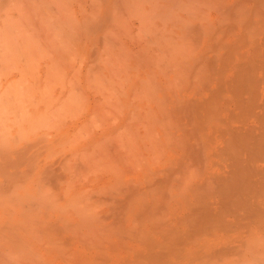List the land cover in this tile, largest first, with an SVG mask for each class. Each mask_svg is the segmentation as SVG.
Instances as JSON below:
<instances>
[{"label": "bare ground", "instance_id": "obj_1", "mask_svg": "<svg viewBox=\"0 0 264 264\" xmlns=\"http://www.w3.org/2000/svg\"><path fill=\"white\" fill-rule=\"evenodd\" d=\"M37 2H45L50 17L49 13L40 15L45 9H40L42 5L38 8ZM16 7L30 15L31 25L33 13L47 18L55 38L50 36L52 30L38 29L39 35L50 31L47 35L51 38L47 37L53 41L47 38V46L54 41L67 45L66 51L58 48L55 55L50 52L52 57L49 50L45 51L48 56L43 53L51 57L52 64H59L58 69L51 64L52 70L46 61L45 80L51 71L54 76L60 70L61 75L63 67L74 64L75 57L69 56L73 47L82 60L77 58V65L89 64L83 72L89 78L88 87H96L97 81L98 88L105 79L113 85V78L118 79L108 91H102L101 84L99 89L88 88L84 82V91L91 89L94 96L99 90L102 93L89 104L85 102L87 91L83 97L80 89H75L79 88L75 87L79 77L76 66L72 71L75 88L70 91L66 87L70 93L68 97L65 91L58 101L62 107L53 104L57 110L51 106L52 113H47L55 115L53 112L64 108L59 117L52 116L58 120L54 121L57 127L65 122L67 112H78L79 106L73 111L72 105L83 100L87 103L85 114L92 119L84 122L97 129H83L82 121L70 139L69 131L77 125L68 121V131L62 130V124V131H50L52 137L49 132L44 134L47 139L42 134L44 140L38 136L36 142L34 138L23 142L11 134L12 143L7 145L10 139L5 146V128L0 131L6 138L0 135L4 140L0 143L4 146L0 148V264H264V0H0L3 25L5 19H10L9 25L19 22L12 18ZM3 28L2 37L3 31L5 35L8 31ZM63 55L71 58L68 61ZM92 58L94 61L87 62ZM95 70L101 73L100 78ZM55 79L57 84L52 79L45 85L51 83L52 91L53 86L60 84L61 88L65 78ZM15 92L2 95L0 91L1 99L5 101L6 93ZM25 92L23 98L16 93L18 100L30 96V101L37 95ZM27 93L30 95L24 97ZM41 93L44 99L47 88ZM8 97L7 102L15 99ZM42 97L38 96L39 104ZM50 97L44 100L51 105ZM82 97L85 99L80 100ZM62 99L69 100L67 106L61 104ZM20 101L10 103V110ZM34 101L29 102H33L32 108L39 105ZM5 102L0 104L3 112L7 110ZM21 103L13 106L16 113L4 114L23 119L17 115L21 107L23 113L31 110ZM101 110H107V116ZM40 116L36 117L39 121L44 119ZM94 116L102 121L97 123L99 128L92 122ZM52 118L42 124L52 123ZM39 121L36 123L41 126ZM5 122L0 126L5 127ZM50 123L48 129L53 130ZM21 125L17 134L23 133ZM8 126L11 129L13 125ZM35 127L30 133L46 128ZM75 135L82 137H78L80 141ZM33 147L36 150H31ZM11 184L23 196H31V201L24 202L20 195L19 203H11L14 191L10 190L15 188Z\"/></svg>", "mask_w": 264, "mask_h": 264}, {"label": "rangeland", "instance_id": "obj_2", "mask_svg": "<svg viewBox=\"0 0 264 264\" xmlns=\"http://www.w3.org/2000/svg\"><path fill=\"white\" fill-rule=\"evenodd\" d=\"M37 3H38V2H37ZM43 3H45V2H40V3H38L39 6H38L37 4H35V5H37L38 8L40 7V5H42V6L40 7V9L42 8L43 10L45 9V11H46V13H45V11H44V14L41 13L40 15H44V16H45V14H46L45 17H47V13H49L48 15H49V17H50V15H51V11H48V12H47V5H45V4H43ZM37 6H36V8H37ZM45 6H46V7H45ZM13 11H14V12H13V15H15V14H16V15H15L14 17H12V18L16 19V20L19 21V22H15V23L13 22V23H12L13 25H11V24L9 25V21H10V19H8V21H7L8 24H6V25H8L9 27L5 25V23H7V22H5L6 19L4 20V25H3V23H2V22H3L2 20H3V18H5V16H4V15H1V16H0V19H1L0 21H2V22H0V23H1L0 26L3 25V26L0 28V30L4 29L3 27L5 26V28L7 27L6 30H8L9 33H10V32L12 33V34L10 33V34L12 35V36H10V35H8V31H6V32H7V35H8V37H7L8 39L4 37V36H7V35H5V33H4L5 31H3V37H4V39H3V37L1 36L2 34H0V36H1L0 38H2V39L4 40V41H3V40L1 39V40H2V43H1V40H0V44H4V42H5V45H6V43H8V44H7L8 46L0 45V52H2V55H1V53H0V55H1L0 63H2V65L0 64V91L2 92V93H1L2 95H3L5 92H9V91H10V92H12V91L15 92L14 90H16V91H18V92H15V94H13V93H9V94L6 93V95H5V97L7 96V97L5 98V101H6V102L2 100V99H4V98L1 99V97H4V96H2V95L0 94V95H1V96H0V99L2 100V101H0V104H1V103L4 104L3 102H5V104H6V106H7V107H6L7 110L5 109L6 112H3V109H2L3 107H1V105H0V112H1V113H0V117L2 116V118L0 119V121L4 119L3 122H5V121L8 122V124H7L6 122L4 123V124H6L5 127L3 126V124H2L3 127L0 126V131L3 130V129L5 128V130L3 131V133H6L5 137L8 138V139H6V138L4 137V135L2 136L3 133L0 134V135L2 136V137L0 136L1 138H3V139L5 138V139H6L5 141L2 140V141H4V143H3V142L1 141V139H0V143L2 142L3 145H4L6 142H8V141L11 139V140H10L11 142L9 141L10 143H8L7 145L11 144V143H12V137H13L14 135H15L14 137H17V138L19 137V138H21V140H22L23 142L26 141V140H25L26 138H27V139L29 138L28 140H33L32 138H34V141H35V140H36L35 138H37L38 136H40V135H42V134H43L44 137H46L45 139H47V138H49V137H52V135H54V134H51L50 131H51L52 133H55V132H56V133H57V132L59 133V131H62V130L65 131V130H67V129H66V128H67V127H66V126H67V123H66V122H68V121H69V122H68L69 124H71V123H70L71 121H72V122L74 121V123L76 122L75 124L77 125V127L74 128V131L72 130L73 128H71L70 126H68V127L71 128V129H70V131H69L70 133L68 132L69 134H68V133H67V134H68V136L70 137V139H72V136L74 135V133L78 132V131H77L78 129L80 130L79 127L82 126L80 123H83L84 121H85V122L88 121V122H86V123H89V119L92 120L91 117L89 118V115H90V114H89V115H88V114H85V113H86V105H87V103H89V104L92 103V104H93V99H94V97L98 98V97L100 96V94L102 95V93H101L100 90H99V91L96 90V91L99 92V94H97V92L95 93V94H97L98 96H97V95L94 96V94H91V93H92V91H90L91 89L88 90V88H90L91 86L88 87V85H89L90 83H89V82H88L89 84L87 83V81H88L87 79H89V78H87L88 76L85 77V76H84V73H86V71L88 70V68H89V64H88V67H86V66H87V65H86L87 63L84 64L83 62L81 63L80 66L77 65L78 61L81 60V58H80L81 56L77 55V53L75 54L76 51H75V49H74L73 46H72L73 48L71 47L72 49H70V48L68 47V48L70 49V51H71V53L69 52L70 54H69V53H68V54H69V56H70V55L72 56V59H73V57H75V58H74L75 61L72 60V61L74 62V64H73V63H71V64L68 63L69 66H68V64H65V62H64V64H65L66 66H68L67 68H69V67H70V68L67 69V68L65 67V69H63V68H64V67H63V68L61 69V70L64 72V73H63V72L61 71V75H63L62 77L65 78L64 81L62 80V82H64L63 85H65V86L62 85V87H64V88L61 87V88H62V90H61V88H60V84H59V83H58L59 86H58V85H57V86H53V87H55L54 91H52L53 88H52V89L50 88L51 83H50V85H48L49 87H46V86H47V83H46V82H48L47 80H50V81L52 82V79H53V81L56 82L57 80H56L55 78H57V77H60L61 79H63V78L61 77V75L58 74V72H59L60 70H59L58 72L56 71L57 73H56L54 76L52 75V74H54V73H52V71H51V74H49V75L47 76V80H45V77H46V76H44L45 74L43 75L42 73H44V71H45V70H44V69L46 68L45 65H47V64H46V61H50V65L53 63V62L51 63V60H50V58L52 57V54H51L52 52H53V53H54L55 51L57 52V49H58V48H60V49H62V50H64V51H66L67 48L65 49V46H67V45L65 44V42H66L67 40H66V41L63 40V41H65V42H64L65 45L61 44L62 42H60L61 46H64V48H62V47L58 44L57 41H54V43H53L54 46H53L52 43H51V46H47L46 43H48V42H47L48 39L51 38L52 36H53L52 38H55V37H54L53 29L50 27L51 25H50V24L47 25V20H46L47 18H46V19H43L44 16H42V17L39 16V17H41L42 19L40 18V19L38 20L39 17L36 16L35 13H33L32 16H33V19H34V24L31 25L32 19H30V17H29L30 15H29V14H28V15H29L28 17H27V15H26V13H24V15H23V11H22V9L19 8V7H16ZM16 11H18L19 13L16 12ZM14 13H15V14H14ZM19 15H20V16H19ZM16 16L20 17V20H21V19H22V20L24 19L25 22L22 21V20H21V22H20L19 18L16 17ZM24 17H25V18H24ZM45 17H44V18H45ZM12 18H11V19H12ZM28 19H29V22H28ZM30 20H31V22H30ZM40 21H42L43 23H42V22L40 23ZM45 21H46V25H47L49 28L45 25ZM48 21H49V20H48ZM22 22H23V23H22ZM10 23H11V22H10ZM18 23H22V24H21L22 27H21L20 25H18ZM32 23H33V22H32ZM14 24H15V25H14ZM16 24H17V25H16ZM26 24H27L28 27H26ZM35 24H36V25H35ZM41 24H42V25H41ZM30 25H31L32 27H33V25H34V28H32ZM44 25H45L46 27H44ZM35 26H37V27H35ZM8 28H9L10 30H9ZM11 28H12V29H11ZM13 28L16 29V31H15ZM18 28H21V29H20L21 33H20V31L18 30ZM29 28H30V29H29ZM31 28L34 29L35 31L37 30V31H36L37 33H36L34 30H32ZM35 28H36V29H35ZM39 28H40V29H41V28H42V29H43V28H45V29L47 28V30H52L51 33H50V31H48V32L51 34V35H50L51 37L48 36L49 34H48L47 31H46V32H47L48 35H47L46 33H44V31H42V34L39 35V34H40V33L38 32V31L40 30ZM22 29H23V30L25 29V30L22 31ZM38 29H39V30H38ZM43 30H44V29H43ZM12 31H13V32H12ZM30 31H31V32H30ZM32 31H33V32H32ZM14 32H16V34H15ZM17 32L20 33V34H17ZM26 32H27V33H26ZM52 32H53V33H52ZM1 33H2V31H1ZM23 33H24V34H23ZM34 33H35V34H34ZM22 34H23V35H22ZM31 34H32L33 36H32ZM52 34H53V35H52ZM19 35H21L22 37L19 36ZM28 35H29V36H28ZM34 35H35V38H33ZM43 35H46V36H44V37H46V38H44ZM14 36H15V37H14ZM16 36H19V37H16ZM23 36H24V38H23ZM25 36H26V38H27L28 41L25 40ZM41 36H42V37H41ZM47 36H48L49 38H48ZM13 37H14V38H13ZM20 37H21V38H20ZM22 38H23L24 40H23ZM28 38H30V40H32V42H34L35 45H32V44H34V43H32V42L30 43V40H29ZM43 38H44L45 40H44ZM47 38H48V39H47ZM16 39H17V40H16ZM21 39L24 41V43L26 42V44H23V41H22V43L20 44ZM41 39H42L43 41H42ZM46 39H47V40H46ZM5 40H6V41H5ZM10 40H11V41H10ZM35 40H36L37 42H36ZM40 40H41V41H40ZM38 41H39V42H38ZM49 41H50V39H49ZM51 41H53V39H51ZM51 41H50V42H51ZM10 42H11V44H12V43H14V44L11 45ZM16 42H17V43H16ZM67 42H68V41H67ZM67 42H66V43H67ZM15 43H16V44H15ZM18 43H19V44H18ZM37 43H38V44H37ZM56 43L58 44V46H57ZM44 44H45V45H44ZM55 44H56V45H55ZM67 44H70V43H67ZM71 44L73 45L72 41H71ZM71 44H70V45H71ZM20 45H22V46L24 45V47H26V46L28 45V46L26 47L28 50H26V48H24V47H21ZM29 45H31V46L29 47ZM40 45H42V46L44 45V47H46V49H43L44 47H42V46H41V47H42V48H41ZM50 47H51V48H50ZM54 47H56V48L54 49ZM3 48H4L5 50H4ZM9 48H10V49H9ZM36 48H37V49H36ZM38 48H39V49H38ZM47 48H50L51 51H50V49H47ZM2 49H3V50H2ZM21 49H22V50H21ZM24 49H25V50H24ZM69 49H68V50H69ZM73 49H74V50H73ZM10 50H11V51H10ZM23 50H24V51H23ZM38 50H39L40 52H39ZM47 50H49V53L51 52V53H50V54H51V57L46 58V57L48 56L47 53H46ZM52 50H53V51H52ZM3 51H4V52H3ZM25 51H26V52H25ZM45 51H46V52H45ZM41 52H42V53H41ZM44 52H45L46 54H45ZM56 52H55V53H56ZM62 52H63V51H62ZM4 53H5V56H4ZM35 53H36V54H35ZM43 53H44L45 55H47V56L44 57L45 55H44ZM55 53H54L53 55H55ZM64 53H65V52H64ZM50 54H49V55H50ZM65 54H66V53H65ZM26 55H28V56H26ZM66 55H67V54H66ZM66 55H63V56L67 57ZM22 56H23V57H22ZM38 56H39V57H38ZM21 57H22V58H21ZM25 57H26V58H25ZM32 57H33V58H32ZM70 58H71V57H70ZM70 58L67 57L68 61H69ZM77 58H78V59L80 58V59L77 61ZM41 59H42V60H41ZM92 59H93V58H92ZM92 59H89L87 62H89V61H90V62H91V61H94L95 58H94L93 60H92ZM97 59H98V58H97ZM20 60H21V61H20ZM22 60H24V61H22ZM30 60H31V61H30ZM37 60H38V61H37ZM64 60H65V59H63V61H64ZM2 61H3V62H2ZM16 61L19 62V63H16ZM61 61H62V60H61ZM63 61H62V62H63ZM68 61H67V62H68ZM81 61H82V60H81ZM81 61H80V62H81ZM95 61H96V60H95ZM58 62H59V61H58ZM62 62H60V63L62 64ZM80 62H79V64H80ZM98 62H100V60H98L97 63H98ZM4 63H5V64H4ZM15 63H16V64H15ZM54 63H55V62H54ZM56 63H57V62H56ZM100 63H101V62H100ZM7 64H8V65H7ZM44 64H45V65H44ZM83 64H84V65H83ZM92 64H93V63H92ZM92 64H91V65H92ZM4 65H5V66H4ZM23 65H24V66H23ZM52 65L56 66L55 69H58V68H59V67H57V65L59 66V64H56V65H55V64H52ZM52 65H51V68H52ZM65 65H62V66H65ZM72 65H73V66H72ZM85 65H86V66H85ZM91 65H90V66H91ZM94 65H95V63H94ZM94 65H92V66H94ZM22 66H23V67H22ZM42 66H44V67H42ZM71 66H72V67H71ZM76 66H79V68L76 67ZM74 67H75V68H74ZM81 67H83V69H82ZM85 67H86V68H85ZM24 68H25V70H24ZM42 68H43V71H42ZM60 68H61V66H60ZM76 68H78V69L75 70ZM90 68H91V67H90ZM15 69H16V70H15ZM28 69H29V70H28ZM33 69H34V70H33ZM37 69H38V70H37ZM49 69H50V68H49ZM70 69H71V72L69 71ZM92 69H93V67H92ZM23 70H24V73L26 72L25 74H26L27 81H26V78L23 79V77L25 76L24 73L22 74ZM52 70H53V68H52ZM73 70L77 71V73H76L75 71H73ZM80 70H81L82 72H81ZM85 70H86V71H85ZM90 70H91V69H90ZM90 70H89V71H90ZM27 71H28V72H27ZM33 71H34V72H33ZM35 71H36V72H35ZM49 71H50V70H49ZM54 71H55V70H54ZM54 71H53V72H54ZM68 71H69L70 73H69ZM72 71L75 72V75L77 74V77H78V76L80 77V78L78 77V81H76L77 79H74V80H73V81H76V83L78 82V85H77V86H75V84H76L75 82H74L75 84L72 83V77L75 76V75L73 74ZM46 72H47V71H46ZM46 72H45V73H46ZM78 72H79V74H78ZM83 72H84V73H83ZM94 72H96V70H95ZM5 73H7V74H5ZM37 73H38L39 75H38ZM68 73H69V75H68ZM71 73H72L73 75H72ZM87 73H88V72H87ZM91 73H92V72H91ZM91 73L89 72V74H91ZM96 73H98V72H96ZM1 74H2L4 77H3ZM4 74H5V75H4ZM27 74H29V77H27ZM30 74H31V75H30ZM64 74H65L66 77L64 76ZM82 74H83V75H82ZM99 74H101V73L99 72L96 76H98ZM23 75H24V76H23ZM37 75H38V76H37ZM40 75H42V76L39 77ZM81 75H82V76H81ZM85 75H86V74H85ZM87 75H88V74H87ZM117 75H118V74H117ZM89 76H90V75H89ZM93 76H94V75L91 74V77H92L93 79L90 77V80L92 79L91 81L93 82V80H94V82H95V81H96V80H95L96 77L94 78ZM32 77H33V79H32ZM38 77L40 78V80H38V79H39ZM67 77H71V79H69V78H67ZM75 77H76V76H75ZM83 77H84L85 79H83ZM98 77H99V76H98ZM101 77H102V75H101ZM113 77H114V76H113ZM117 77H118V76H117ZM117 77L115 76L116 79H118ZM28 78H29V79H28ZM81 78L83 79V82H82V79H81ZM99 78H100V77H99ZM115 78H113V79L115 80L114 83H113V80H112L113 85H109L108 83H105V82H107L106 79H105V78H102L101 80H104V79H105V81H103L104 84H102V82H99V83L102 85V87H100V84H99V86H98V88H97V84H98V82L96 81V83H97V84H96V87H94L95 84H94V86H93V85H92L93 83H91V85L93 86V87H91V88H93V89H94V88L99 89V87H100V89H101V88L104 89L105 87H108V89H107V88H106V90H103V89H102V91H108V90H111L112 87H113L114 85L117 84ZM36 79H37V80H36ZM41 79H42L43 81H45V82H44V83H45L44 85H40V84H39V83L43 84V81H42ZM58 79H59V78H58ZM67 79L71 80V83H70V84H71V87H70V84L68 85V82L66 81ZM97 79H98V78H97ZM79 80H81V81L79 82ZM84 80H85V81H84ZM86 80H87V81H86ZM90 80H89V81H90ZM101 80L98 79V81H101ZM14 81H15V83H14ZM21 81H22V82H21ZM37 81H42V82H37ZM50 81H49V82H50ZM91 81H90V82H91ZM35 82H37V84H36ZM49 82H48V83H49ZM58 82H59V80H58ZM69 82H70V81H69ZM84 82H86V83H84ZM60 83H61V81H60ZM81 83H82V84H81ZM83 83H84L85 85L88 84V85L86 86V87H88V88H87V90H85V91H87L85 94H88V95L90 94V95H89L90 97H89L88 95L86 96V100H85V102L88 101L87 103H84L83 100H82V99H85V98H83V97H84L83 95H84V92H85V91H84V88H83V87H84V84H83ZM112 83H111V84H112ZM27 84H28V85H27ZM53 84H57V82H56V83H53ZM61 84H62V83H61ZM72 84H74L75 87H78V86H79V88H75L74 86H72ZM107 84H108L109 86H108ZM18 85L21 86V87H19ZM22 85H23V87H22ZM45 85H46V86H45ZM81 85H82V88H83V89L81 88ZM12 86H13V87H12ZM39 86L41 87V89H39ZM43 86L47 88V94H48V95L51 94V91L53 92V94H51V95H52L51 97H50V96H47V94L45 93V94H46V97L44 98L45 100H49V98L46 99L47 97H50V99L52 98V99H53V101H52L53 103H51V105L48 104L49 102H47V101L45 102V100L43 99V97L40 96L41 94H42L43 96H45L43 93H41V90H43V89H44V92L46 91V88H43ZM111 86H112V87H111ZM6 87H7V88H6ZM14 87H15L16 89H15ZM66 87L69 88V90H70L72 87H74V88L76 89V91H78V90L80 89L78 92H79L80 95L82 94V96H83L82 98H80V100H82L83 104H82V102H81L80 100H79V102H81V103L74 104V103H75V102H74V103H73L74 105H72V106H73V108H75V110H73V111H76V108L79 106V108H77L78 112L76 111V113L78 114V113H79V110H83V109H84L83 111H85V112L83 113V111H80V114H78L79 116H78L75 112H72L73 114H70V113L67 112V113H66V117H67V116H68V117L65 119V122L62 123L63 125H64V124H65V125L63 126L62 124H60L59 126L56 127V125H54V121H56L57 119L52 118V116H53L54 114L50 115V114H47V113H52L51 110L54 109V108H56V106L54 107V105H58V104H59V102H60L59 100H60L61 98H63V95H64V94L67 95V92H69V90H68ZM86 87H85V89H86ZM17 88H18V89H17ZM74 88H73V89H74ZM27 89H28V90H27ZM38 89H39V90H38ZM50 89H51V90H50ZM75 89H74V90H75ZM77 89H78V90H77ZM93 89H92V90H93ZM5 90H6V91H5ZM21 90H23V91H21ZM30 90H32V91L35 90V91H33V92L31 93ZM55 90H57V92H56ZM58 90L61 91V95L58 94V93H59ZM3 91H5V92H3ZM24 91H26V92L29 91L31 94H33V97H34L35 94H37V95L39 94V95H38V96H39V99H40L41 97H42V99H43V102L41 103L42 105L39 104L41 99L39 100L37 95H35L34 98L31 97L30 101H29L30 96H29V98H28V97L24 98V99H23L24 101H23L22 99H21V101L18 100L19 96H20L21 98H23L21 95H22V92L24 93ZM62 91H63V92H62ZM65 91H66V93H64ZM70 91H72V89H71ZM76 91H73V92H76ZM80 91H82L83 93H80ZM88 91H89L90 93H88ZM94 91H95V90H94ZM94 91H93V92H94ZM26 92H25V93H26ZM78 92H76V93H78ZM16 93H17V94L19 93L20 95L18 94L19 96H17ZM40 93H41V94H40ZM56 93H57V95H56ZM63 93H64V94H63ZM69 93H70V92H69ZM107 93H108V92H107ZM107 93L105 92L104 94H107ZM10 94L13 95V97H14V96H17V98L14 97V98L16 99V103H17V101H20V102H18L17 105H16V104H12L13 106H14V105H15V106H19V104H20L21 102H24V103H21V104H23V105L25 104V105H24V106H25L24 108H26V106H27L26 104H28V106H27L28 108H26V109H27V111L31 110V111L28 112V114L26 113V111L23 113V108L21 107V105H20V107H21L22 110L20 109V107H16V109L18 108V112H19L20 110L22 111V112L20 111L17 115H22V116H23V117H22L23 119L20 118L21 116L19 117L20 119H18V116H16V114H14L15 116H13V114L5 115V114H9V113H10L9 111H14L13 113H16V112H15L16 110L13 109V108H15V107L12 106V109H13V110H12V109L10 110V105H11L10 103H13V102L15 101V99L12 98L13 100H11V98H10V100L13 101V102H7V100L9 99L8 96L11 97ZM54 94L57 96V98L54 96ZM62 94H63V95H62ZM28 95H30V94H29V93H27V95L23 94L24 97H25V96H28ZM71 95H72V94H71ZM75 95H76V94H75ZM80 95H79V96H80ZM31 96H32V95H31ZM36 96H37V97H36ZM61 96H62V97H61ZM67 96L69 97V95H67ZM73 96H74V95H73ZM106 96H107V95H106ZM75 97H77V96H75ZM87 97H89V99H88ZM92 97H93V99H92ZM55 98H56V99H55ZM78 98H79V97H78ZM78 98H75V99H78ZM19 99H20V98H19ZM25 99H27L28 102H26L27 100L25 101ZM34 99H35V101H36V104L38 103V104L41 105V106L36 105V107L32 108L33 106H31V105H33V102H32V104H30L29 102H31V101L34 100ZM37 99H38V100H37ZM54 99H55V102H54ZM66 99H67V98H65V101H66ZM68 99H71V98H68ZM87 99H88V100H87ZM8 101H9V100H8ZM35 101H34V103H35ZM37 101H38V102H37ZM58 101H59V102H58ZM65 101L62 99L61 104L63 105V102H65ZM75 101H76V100H75ZM50 102H51V101H50ZM56 102H57V103H56ZM68 102H69V100H68L67 102H65V105H66V103H68ZM76 102H77V101H76ZM14 103H15V102H14ZM55 103H56V104H55ZM70 103H71V102H70ZM43 104H44V105L46 104L48 108L46 107V105L43 106ZM53 104H54V105H53ZM84 104H85V105H84ZM8 105H9V106H8ZM23 105H22V106H23ZM65 105H64V106H65ZM68 105H69V104H68ZM70 105H71V104H70ZM80 105H82V106H80ZM83 105H84V106H83ZM3 106H5V105H3ZM29 106H31V108L34 109L35 111L32 110ZM34 106H35V104H34ZM49 106H50V107H49ZM51 106H53L54 108H52ZM58 106H61V105L59 104ZM58 106H57V107H58ZM66 106H67V105H66ZM8 107H9V108H8ZM37 107H39V109H38ZM41 107H42V109H41ZM43 107H44V111H45V108H46L45 113L49 116V118H47V119H48V120H50V118H52V120L55 119V120L52 121V123H50L49 121H47L48 123H46V125H45V122H46V121H45L44 124H42V123H43V120H47L46 117L43 116V114H44V113H43V112H44V111H43ZM61 107H62V106H61ZM80 107H81V108L83 107V108L80 109ZM51 108H52V109H51ZM69 108H70V107H69ZM69 108H68V109H69ZM73 108H72V109H73ZM19 109H20V110H19ZM26 109H24V110H26ZM28 109H29V110H28ZM48 109H49V110H48ZM59 109H60V108H59ZM59 109H58V112L60 111V114H61L62 112H65V110H63L64 108H63L62 110H59ZM65 109H66V108H65ZM68 109H67V110H68ZM72 109H69V110H72ZM106 109H107V108H106ZM5 110H4V111H5ZM47 110H48V111H47ZM54 110L56 111L57 108L54 109ZM67 110H66V111H67ZM104 110H105V109H104ZM37 111H41V112L39 113V112H37ZM33 112H36V113H34V114H37V115L35 116V115L33 114ZM58 112H53V113H56L57 116H58ZM69 112H70V111H69ZM105 112L108 113L107 110L104 111V112L101 110V114L103 113V114H106V116H107V113H105ZM4 113H5V114H4ZM11 113H12V112H11ZM20 113H21V114H20ZM30 113H31L32 115H31ZM38 113H39V114H38ZM74 113L76 114L77 117L74 115ZM26 114H27V115H26ZM46 114H45V115H46ZM56 114H55L54 116H56ZM82 114H83V115H82ZM28 115H29L30 118L28 117ZM38 115H39V116L41 115L40 117L43 116L42 118H44V119H40V121H42V122H40L39 119H37V118H39ZM69 115H71V116L73 115V118H71ZM81 115H82L84 118H83ZM87 115H88V117H87ZM24 116H25V117H24ZM50 116H51V117H50ZM61 116H62V117H60V118H63V119H64V115H61ZM74 116H75L76 118H75ZM90 116H91V115H90ZM102 116H103V115H102ZM32 117H35V118L33 119ZM36 117H37V118H36ZM58 117H59V116H58ZM58 117H57V118H58ZM94 117H95V116H94ZM12 118H13V119H12ZM28 118H29V119H28ZM31 118H32V119H31ZM70 118H71V119H70ZM78 118H80V119H78ZM82 118H83L84 120H82ZM86 118H87V119H86ZM58 119H59V118H58ZM76 119H77L78 121H77ZM85 119H86V120H85ZM8 120H9V121H8ZM27 120H28V122H29V120H31V122H32V123H35V124L37 125V127H35V126H36L35 124L32 125V124H30V122L28 123ZM33 120H34L35 122H33ZM36 120L39 121V122L41 123V126H45V127L48 126L49 123H50V127H51V126H52V128L54 127V129H55L56 131H55L54 129L52 130L51 128H50L51 130L48 129L49 126L46 127L47 129H46V128H43V127L40 128L41 126H39L40 124H38V122L36 123ZM75 120H76V121H75ZM79 120H80V121H79ZM12 121H16V122L13 123ZM57 121H58V120H57ZM57 121H56V123H57ZM59 121H60V119H59ZM62 121H63V120H62ZM82 121H83V122H82ZM94 121L96 122V126H97V123H98L99 125L102 123L101 119H99L98 117H95V118L93 119L92 122H94ZM3 122L1 121L0 123H3ZM85 122H84V124H83V129H86V130H90V131H91V129H95V128H96V127H93L95 124H92V127H91V128H88V127H87L88 124L86 125ZM95 122H94V123H95ZM9 124H10L11 126L13 125L14 127H13V126H12V127L10 126L11 129L6 128V127H9V126H8ZM18 124H19V125H18ZM21 124H22L25 128H24ZM24 124H25V125H24ZM26 124H27V126H26ZM0 125H1V124H0ZM15 125H18V126H15ZM20 125H21V128L23 127V128H22V132H23L24 134H23V133L20 134V132H19V134H17V131L21 130V129H19V128H20V127H19ZM34 125H35V126H34ZM61 125L63 126L62 130H60V129H61ZM79 125H80V126H79ZM84 125H85V127H84ZM89 125H91V124H89ZM99 125H98V126H99ZM32 126L35 127V129H36V128H40V129H39V130L36 129V131H33L32 133H30L31 130H32ZM98 126H97V127H98ZM1 127H2V128H1ZM15 127H16V128H15ZM65 127H66V128H65ZM99 127H100V126H99ZM99 127H98V128H99ZM30 128H31V129H30ZM77 128H78V129H77ZM6 129H9V130L6 131ZM13 129H14V130H13ZM16 129H17V131H16ZM27 129H28V131H27ZM43 129H44V130H43ZM96 129H97V128H96ZM23 130H24V131H23ZM25 130H26V131H25ZM29 130H30V131H29ZM33 130H34V129H33ZM40 130H41V131H40ZM42 130H43V133H41ZM47 130H48V131H47ZM57 130H59V131H57ZM75 130H76V131H75ZM44 131H45V132H44ZM67 131H68V130H67ZM71 131H73V134H71V133H72ZM11 132H12V133H11ZM36 132H37V133L39 132V133H41V134H39V133L37 134ZM48 132H49L50 134H49ZM80 132H81V131H80ZM83 132H84V130H83ZM83 132H82V133H83ZM87 132H88V131H87ZM29 133H30V134H29ZM33 133H34V134H33ZM46 133H47V135L49 134V137H47V135H44V134H46ZM82 133H81V134H82ZM7 134H8V135H7ZM11 134H12L13 136H12ZM84 134H86V132H84ZM21 135H22V136H21ZM76 135H79V134L77 133ZM76 135H75L74 137H76L77 140H79L78 137L80 138L81 136H76ZM82 135H83V134H82ZM8 136H9V137H8ZM23 136H24V137H23ZM29 136H30V137H29ZM31 136H32V137H31ZM34 136H35V137H34ZM43 136H42V137L40 136V137L43 139V138H44ZM83 136H84V135H83ZM76 138H75V140H76ZM81 138H82V137H81ZM38 139H39V137L37 138V140H38ZM42 139H40V140H42ZM43 140H44V139H43ZM38 141H39V140H38ZM79 141H80V140H79ZM79 141H77V142H79ZM28 142H29V141H28ZM30 142H33V141H30ZM35 142H36V141H35ZM35 142H34V143H35ZM75 142H76V141H75ZM35 144H36V143H35ZM75 144H76V143H75ZM0 146H1L0 148H2V147H4L5 145L2 146V144H1ZM35 146H36V145H35ZM37 147H38V145H37ZM31 150H36V149H35V147H33V148H31ZM19 182H20V181H19ZM19 182H18V184H20ZM16 184H17V183H15V186L17 187L18 184H17V185H16ZM12 185H13V184H11L10 187H11ZM13 186H14V185H13ZM15 186H14V187H15ZM10 187H9V188H6V190H8V192H9V190H10ZM16 187H15V188H16ZM42 187H43V188H41V189L44 190V187H46V186H45V185H44V186L42 185ZM11 188H12L13 190H10V191H14V193H15V191H16V193H17V192L20 190L19 188H16V189L13 188V187H11ZM17 190H18V191H17ZM46 191H47V190H46ZM5 192H7V191H5ZM5 192H3V193H5ZM19 192H21V191H19ZM19 192H18L19 195H16V194H14L13 192H12L13 194L11 193V194H12V195H11V200H10V201H12L11 203H14V201H15V203H19L21 200L18 202L17 199L19 200V199H21V198L23 199L24 202H27L25 199H28V200L31 199V196H23V195H22L21 193H19ZM40 192H41V190H40ZM3 193H2V196L4 195ZM41 193H42V196H43L44 193H43V192H41ZM41 193H39L37 196H39ZM5 194H6V193H5ZM7 194H8V193H7ZM9 195H10V194H9ZM9 195H8V196H9ZM13 195L16 196V197L18 196V197H17V198L14 197L15 199L13 200V199H12V198H13V197H12ZM20 195H22V196H20ZM2 196H1V198H2L3 201H4V198H3V197H4L5 195H4L3 197H2ZM8 196L6 195V197H8ZM19 196H20L21 198H19ZM42 196H39V197H42ZM6 197H5V199H8V198H6ZM25 197H27V198H25ZM28 197H30V198H28ZM32 197H33V196H32ZM9 198H10V196H9ZM33 199H34V198H33ZM33 199H32V200H33ZM8 200H9V199H8ZM8 200H7V201H8ZM34 200H35V199H34ZM10 201H9V202H10ZM30 201H31V200H29V202H30Z\"/></svg>", "mask_w": 264, "mask_h": 264}]
</instances>
